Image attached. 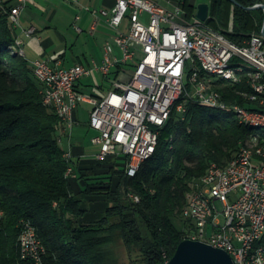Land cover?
I'll use <instances>...</instances> for the list:
<instances>
[{
    "label": "trees",
    "instance_id": "obj_1",
    "mask_svg": "<svg viewBox=\"0 0 264 264\" xmlns=\"http://www.w3.org/2000/svg\"><path fill=\"white\" fill-rule=\"evenodd\" d=\"M12 1L0 4V264H29L21 254L24 221L43 241L47 263L166 264L190 224L183 208L191 182L212 163L227 165L257 131L241 123L233 110L190 103L185 113L171 115L155 154L136 176H127L119 162L109 160L81 171L83 192L101 197L107 207L96 221L74 220L70 215L87 212L67 175L79 165L65 155L58 135L62 119L45 104L29 61L12 53L17 39L7 13ZM235 1L213 0L207 24L243 44L254 29L262 33L263 9L247 7L264 0ZM178 2L188 17L195 16V3ZM246 84L228 83L219 89L229 105L259 109L241 94L249 89Z\"/></svg>",
    "mask_w": 264,
    "mask_h": 264
},
{
    "label": "built area",
    "instance_id": "obj_2",
    "mask_svg": "<svg viewBox=\"0 0 264 264\" xmlns=\"http://www.w3.org/2000/svg\"><path fill=\"white\" fill-rule=\"evenodd\" d=\"M7 11L14 30L21 28V15L31 0H13ZM70 3L79 0H65ZM4 0H0V4ZM97 17H106L107 24L116 32L115 41L122 56L118 57L111 44H107L101 65L88 68L83 64L65 67L60 61L47 59L33 61V72L42 84L44 102L53 108L70 131L75 124V113L82 101L93 103L89 124L96 134L92 138L100 146L99 161L110 156L119 162L129 177L135 176V166L145 154L153 149V141L165 128L168 102L179 97L175 113L183 114L190 103L204 99L214 105H225L230 110L240 109L241 120H264V99L246 96L249 102H257L259 109L239 104L229 105L223 94L204 92L203 69L218 68L224 63L258 64V71L235 72L233 77L239 85L241 74H248L247 83L264 89V36L251 34L238 44L224 33L210 27L207 21L188 17L182 6H167L160 0H115L111 9H93ZM194 18V20H193ZM80 19V16H77ZM126 24V25H125ZM125 27L129 28L128 32ZM77 30L82 31L81 27ZM35 27L23 29L32 37ZM25 52V40L17 36ZM26 53V52H25ZM134 67L126 81L116 80L106 95L95 98L79 90V83L90 76L94 69L108 75L115 66ZM223 86V85H221ZM68 158L70 153H65ZM258 161L244 155L241 145L236 163L221 166L213 163L203 181L190 184L192 202L183 208V216L190 228L185 239L204 241L229 251L245 252L255 247V264H264V168ZM74 168L70 167V175ZM136 201L140 198L133 195ZM0 217H2L0 211ZM23 237L29 243L28 251H21L29 264L45 261L47 249L32 226L23 224Z\"/></svg>",
    "mask_w": 264,
    "mask_h": 264
},
{
    "label": "crops",
    "instance_id": "obj_3",
    "mask_svg": "<svg viewBox=\"0 0 264 264\" xmlns=\"http://www.w3.org/2000/svg\"><path fill=\"white\" fill-rule=\"evenodd\" d=\"M160 1L163 3L165 0ZM178 1L166 0L165 5L170 4L172 7L178 5ZM191 1L198 6L197 0ZM212 1L206 0L205 2L211 3ZM114 4L115 0H79L74 3L65 0H31L22 12V27L16 30V35L25 40V58L29 63L37 59H47L51 62L60 61L65 67L83 64L92 69L102 64L107 44H111L115 54L121 57L120 46L115 41L116 32L107 24L105 16L97 17L91 12L93 9H111ZM78 15L80 19H77ZM31 27L36 28L35 34L32 37L25 36L23 29ZM71 27L75 28L78 35L84 33L87 35L85 42L89 46L79 45L80 36L68 33ZM77 27H81L82 31L77 30ZM89 41H94V44L92 42L90 45ZM129 74L125 66L113 67L108 75L94 69L90 76L85 77L79 83V90L87 96L100 98L112 90L116 80L126 81ZM85 86L91 87V92L86 93ZM81 103L93 105L87 100ZM81 103L75 113V124L72 130L70 131L62 124L58 135L66 153H70L79 165L73 170L69 179H71L72 191L78 194L77 198L82 201V206L87 211L83 216L70 215V217L85 224L100 219L106 210L107 202L101 197L87 195L83 192L85 181L80 179V173L92 169L99 162L97 155L100 152V146L92 142L96 131L89 124L90 117L88 120L84 119L85 109L81 107ZM89 134H91V139L87 138ZM108 160L114 161L112 156Z\"/></svg>",
    "mask_w": 264,
    "mask_h": 264
},
{
    "label": "bare ground",
    "instance_id": "obj_4",
    "mask_svg": "<svg viewBox=\"0 0 264 264\" xmlns=\"http://www.w3.org/2000/svg\"><path fill=\"white\" fill-rule=\"evenodd\" d=\"M12 53H17L24 57L26 56V53L23 50V45L21 44V42H19L18 38L16 39V42L12 47ZM30 65L33 69V62L30 63ZM239 71L240 72L258 71V64L224 63L220 65L218 68L203 69V77L217 78V84H213V81H211L210 79H202V87L204 88V92L213 91V94H222V92L219 89L221 85H226L228 83L233 84V77L225 74L235 73ZM241 81H248V74H241ZM247 84L249 86V89L242 91L245 93L246 96L258 97L259 99H264V89L259 88L257 84H252V83H247ZM194 103L210 108H216L222 110L229 109L225 105H214V103H210V101H206L204 99H196ZM178 106H179V97H172L168 102V116H171L173 113H175ZM233 111H235L240 118V109H233ZM169 119L170 117L164 118V126ZM240 122L247 126L252 127L257 131L256 134L251 135L249 138H247L245 141L241 143V148L244 152V155L252 159H261L262 154L264 153V120L252 121V120L240 119ZM159 137L153 141V149L149 150V154H145L143 160H141V163L136 164L135 176L138 173L143 162H145L155 154L159 142ZM66 156L68 158V155ZM229 163H236V157L230 160ZM258 168H264V161H258ZM67 175L70 176L69 170L67 172ZM204 177L205 174L195 178L194 181H203ZM190 202H192L191 188L187 193V200L184 208H187ZM1 214H3L2 211ZM32 229L34 228L32 227ZM187 239L194 240V238H187ZM20 242H21L22 251H28L29 243L26 237H23V232L20 236ZM261 247H264V235L263 238H261ZM228 253L234 258L237 264H255V247H247L246 256H245V252H238L237 256H236V251H229ZM35 264H42V263H35Z\"/></svg>",
    "mask_w": 264,
    "mask_h": 264
},
{
    "label": "water",
    "instance_id": "obj_5",
    "mask_svg": "<svg viewBox=\"0 0 264 264\" xmlns=\"http://www.w3.org/2000/svg\"><path fill=\"white\" fill-rule=\"evenodd\" d=\"M235 1V0H234ZM238 3L237 1H235ZM197 17L207 21L210 17V4L201 3L198 6ZM249 10L263 9L264 3L247 7ZM264 36V21L262 27ZM166 264H237L234 258L224 249L215 247L200 240L184 239L178 245L174 255Z\"/></svg>",
    "mask_w": 264,
    "mask_h": 264
},
{
    "label": "rangeland",
    "instance_id": "obj_6",
    "mask_svg": "<svg viewBox=\"0 0 264 264\" xmlns=\"http://www.w3.org/2000/svg\"><path fill=\"white\" fill-rule=\"evenodd\" d=\"M5 1V0H4ZM206 0H197V4L199 5V4H201V3H204ZM163 3L164 4H166L167 2H166V0L165 1H163ZM1 4H3V3H1ZM209 4H211V3H209ZM14 5V4H13ZM178 5L179 6H181L179 3H178ZM3 6V5H2ZM167 6H171L170 4H168ZM2 8H4V7H2ZM183 8V7H182ZM197 10H198V7H196V12H195V15H196V13H197ZM264 11V10H263ZM193 20H194V18H193ZM264 21V20H263ZM262 27H263V25H262ZM227 28H228V30L229 31H232L233 30V17H232V15H231V17H230V19H229V23H228V26H227ZM128 30H129V28H126L125 27V31L126 32H128ZM77 31L75 30V28L74 27H71V29H70V31L68 32L69 34H71V33H73L74 35H76V36H80V39H79V45H81L82 47H83V45H87V46H89L88 44H86V42H85V40L87 39L86 37H87V35L84 33V34H82V35H78V33H76ZM254 33H256V34H258V33H260L257 29H254L253 31H252V34H254ZM91 40H93V39H91ZM93 42V44H94V41H92ZM92 42L91 41H89V44L90 45H92ZM90 48V47H89ZM126 67V70H128L129 72H133V70H134V67L131 65V63L129 64V65H127V66H125ZM124 74L127 76V73L126 72H124ZM89 81V80H88ZM90 82V81H89ZM85 88H86V93H88V92H91V87H88V86H85ZM241 94H242V92H241ZM243 95V94H242ZM235 104H239V103H235ZM239 105H241V104H239ZM241 106H243V105H241ZM81 107L82 108H84L85 109V112H84V119L85 120H88L89 119V117H90V112L92 111V109H93V105L92 104H89V103H81ZM81 108V109H82ZM239 117V116H238ZM240 119V118H239ZM87 138H89V139H91V134H89V135H87ZM213 164V163H212ZM190 225V224H189ZM188 225V228L187 229H189L190 228V226ZM120 255L122 256V258L123 259H125L126 260V257L124 256V251L120 248ZM135 258H136V256H135Z\"/></svg>",
    "mask_w": 264,
    "mask_h": 264
}]
</instances>
